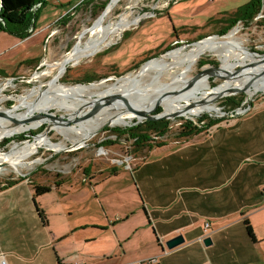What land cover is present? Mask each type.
I'll return each instance as SVG.
<instances>
[{"label":"crops","instance_id":"obj_1","mask_svg":"<svg viewBox=\"0 0 264 264\" xmlns=\"http://www.w3.org/2000/svg\"><path fill=\"white\" fill-rule=\"evenodd\" d=\"M249 1H213L193 17L170 10L179 2L165 12L174 28L199 29ZM141 160L116 176L77 171L63 182H33L50 187L36 198L46 225L31 184L2 189L0 264H264V99L208 134L152 148ZM78 180L91 191L72 193ZM53 192V203L43 206ZM177 235L184 244L168 251L166 241Z\"/></svg>","mask_w":264,"mask_h":264},{"label":"rangeland","instance_id":"obj_2","mask_svg":"<svg viewBox=\"0 0 264 264\" xmlns=\"http://www.w3.org/2000/svg\"><path fill=\"white\" fill-rule=\"evenodd\" d=\"M80 1L85 3L87 0H47L40 7L39 12L37 11L39 7H36L33 12L35 15L38 12L35 29L28 30L29 38L24 41L18 42L15 38L0 33V71L5 75H12H0L1 97L6 99L0 104V111H14L17 115L22 113L25 103L30 100L28 98L33 88L46 83L55 74H58L59 68L55 66V63L59 64L70 53L73 54V50L80 49L84 43L91 39L93 35V33L91 35V30L94 29L97 34L98 26L95 21L111 0H98L89 6L88 4H78ZM213 1L226 3L227 0H117V3L101 23V32H99L96 39L97 46L94 47L97 52L94 55H87L71 62L61 75L58 84H53L45 89L56 86L76 87L86 85L89 87L90 84L103 80H107L108 84H112L116 78L122 77L123 79L127 75H135L140 65L148 58L151 60L171 50H180L177 48H189L192 46L191 44L197 41H205L214 36L223 42L224 37L233 31H236V34L233 36L232 42L246 54L264 55V26L258 24L259 21L261 22L264 19V0H262L261 12L250 26L246 27V25L238 23L222 36L217 35L219 26L215 25L206 28H204V25L199 27L201 30L188 28L187 26L177 29L172 25L170 10L174 13L178 12L181 17L182 15L186 17L188 13L193 17L196 12L204 11L206 6L212 4ZM103 2L106 3L104 8L101 5ZM176 3L178 4L169 10L170 14H166L165 11L168 7ZM71 5H75L76 8H71ZM192 8L196 11L192 12ZM234 9L236 8H231L232 11ZM145 15H154V18L146 19ZM62 16L65 17L62 18ZM173 28L178 31L175 35H173ZM176 36L179 39L174 38ZM198 59L186 74L184 72L179 74V82L185 83L186 86H193V83L198 82V89H201V92H208L209 89L217 87L229 79L241 76L256 75L264 80V63H260L256 68H250L244 65H233V63L222 65L215 56L209 54L201 55ZM134 66H138V68L134 69ZM214 68H219V70ZM234 75L237 76L232 77ZM11 79L13 80L12 83L6 86V81ZM158 81L154 93L169 94L175 92L176 86L174 87V84L176 80L172 77H162ZM45 89H36L34 95L43 92ZM239 89H229L234 90V92L227 94L228 96L217 104L215 101L220 97L214 100L211 106L213 104L212 108L215 112L202 113L199 117L188 115L183 119L186 122L196 123L203 116H207L209 119L222 120V122L231 121L232 119L226 117L214 118V115L228 113V106L224 105L226 101L232 99L238 101L240 105L248 101L241 107L245 110L247 107L252 108L254 103L264 99V95L256 96L250 102L249 97L244 94L245 92ZM200 91L196 93L199 94ZM101 93H105V91L102 90ZM50 95L55 96L56 93ZM26 97L28 98L22 99ZM96 97L89 99L87 102L91 103ZM152 108V106L144 108L143 104L139 105L141 111L139 119L141 121H137L138 118L124 119L122 120L123 126H107L73 149H71L70 142H67L56 131H51L48 134L40 133L44 130L45 125L18 134L13 138L4 139L3 142L0 141V153L2 155L9 152V144L31 142L37 136L49 145H66L70 149L59 152L43 147L32 149L23 157L14 161L15 168L9 165L0 167V184L18 178H23L28 184L33 182L51 183V181L55 182L61 177L67 179L68 176L70 177L77 171L81 173L87 171L89 174L104 171L107 174L106 169L109 170V168L126 170V167H129L132 169L139 155L131 152V141L129 142L125 136H122L117 142V135L112 131L116 132L117 130L129 129L133 125L143 124L147 120H143L142 113L148 112ZM157 108L159 109L156 113L161 114L162 108ZM38 110L40 112L41 109L36 111ZM51 113H55L56 117H61L64 121L68 120V114L74 115V112L71 111L58 113L56 109H51ZM210 114H213V117H210ZM40 115H42V112H40ZM204 120L207 119L204 118ZM70 125H73V123H70ZM178 125L170 120V130L162 139L169 140L178 134ZM24 137L27 140L23 141ZM108 141L116 143L114 145L113 143L106 144ZM114 161L121 162V164L113 163ZM76 185L78 188L75 186L71 189L72 193L91 191V188L87 184H82L80 180ZM55 197L54 192L49 196H45L43 206L49 207Z\"/></svg>","mask_w":264,"mask_h":264},{"label":"bare ground","instance_id":"obj_3","mask_svg":"<svg viewBox=\"0 0 264 264\" xmlns=\"http://www.w3.org/2000/svg\"><path fill=\"white\" fill-rule=\"evenodd\" d=\"M115 3H117V0H111L103 10V13L96 19L95 24L98 26L97 34L94 29L91 30V35L92 33L93 35L88 43L76 51L73 50V54L70 53L58 64V74H55L52 79L46 83H42L40 86L33 88L29 98H22L23 100L27 98L30 99L29 102L25 103L22 113L17 115L14 111H0V141L10 137L13 138L18 134L20 135L26 131L29 132L43 126L44 122L49 121L48 118L51 117L49 115L54 116V114L51 113V109H56L58 113L66 111L74 112V115L68 114L69 117L67 121L56 118L57 122L67 125H70V123L75 124L77 120L86 113V118L78 123L76 128L56 130L67 142H70L72 145L71 149H73L80 143L89 140L95 133L100 132L107 126H123L122 120L124 119L130 120L138 118L137 120L141 121V119H139L141 116L139 105L141 104H143L144 108L149 106H152V109L161 107V115L166 119H172L175 116L185 114L199 117L202 113L215 112L212 108L213 104L211 106V103L221 95L233 93L234 90H229L231 88H240L245 92L247 97L257 92L264 93V80L256 75L229 79L219 84L217 87L209 89L208 92H201V89H198V82L193 83V86H186L185 83L179 82V74L182 72L186 74L194 66L198 57L204 54L215 56L222 65L233 63V65H244L250 68H256L260 63H264V56L246 54L232 42L236 31L224 37L225 40L223 42L214 36L205 41L202 40L195 43L189 48L182 47L177 48L180 50L166 52L160 57L149 60L145 65L143 64L135 75H127L123 77V79L122 77L116 78L114 80L115 82L112 84H108V81L105 80L92 83L89 87L86 85H79L76 87L56 86L54 88L45 89L53 84H57L56 81L59 80L61 75L65 72L67 65L71 62L87 55H94L97 52V49L94 47L97 46L96 39L99 32H101V23L104 21V18L107 17ZM214 69L219 70V68ZM166 76L176 80L174 84V87L176 86L175 92L169 94L163 92L159 94L154 93V88L159 83L158 79L160 80L162 77ZM235 76L237 75L232 77ZM38 88H43L45 90L34 95V91ZM102 90H104L105 93L100 94ZM197 91H200L198 92L200 95L196 93ZM1 93L2 90H0V104L5 101L4 98L1 97ZM52 93H56V95H50ZM109 95L117 96L115 98L116 100L107 99L110 97ZM95 96H97L96 98L108 97L101 104L99 103L86 111V107L89 104L87 101ZM37 109L42 110H40L42 115H40L39 110L36 111ZM34 116H40V119L33 120L32 118ZM142 116L145 119V115ZM37 137L31 142L18 144L14 142L9 144V152L5 155L0 153V167L9 165L15 168V160L20 159L24 154L38 147L52 149L55 152L70 149L66 145H49Z\"/></svg>","mask_w":264,"mask_h":264},{"label":"trees","instance_id":"obj_4","mask_svg":"<svg viewBox=\"0 0 264 264\" xmlns=\"http://www.w3.org/2000/svg\"><path fill=\"white\" fill-rule=\"evenodd\" d=\"M41 1L43 0H0V31L15 35L20 39L27 37V31L35 29L36 16L39 12L40 7L44 5L45 1H43L38 6L39 8L37 10L38 12L36 11V15L32 10L34 6ZM96 1L98 0H87L85 3L84 1H80L78 2V4H88L89 6L93 5V3H95ZM101 5L102 8H104L106 3L103 2L101 3ZM70 7H73L74 9L76 8L75 5H71ZM262 7V0H250L247 4L245 3L244 5L237 7L233 11H226L212 17L206 22L204 28L214 25L219 26L217 35L222 36L227 34L228 31L238 23H242L246 25V27L250 26L256 19L258 14L261 12ZM65 16H62V18H64ZM258 24L260 26H264V19H262L261 22L259 21ZM177 32L178 31L173 28V35L177 34ZM149 60L150 58L146 59L144 62H147ZM133 68L137 69L138 66H134ZM224 105L228 106L229 111H232L233 109L240 106L238 101H233L232 99L226 101ZM158 109L159 108L155 107L154 109L146 113V115L154 113L158 111ZM204 118L207 120H204ZM220 122H222V120L209 119L207 118V116H203V118L199 119L196 123L183 121L178 125V134L174 135V137L172 139L170 138L169 140L162 139L164 135L167 134V132L170 130V127L168 126L169 122L146 121L143 124L141 123L133 125L129 129L126 128L124 130H117L116 132L113 131V133L117 135V142L122 136H125L129 142L131 141V152L133 154H138V158L141 157V161H143L146 158V154L152 148H160L169 143L172 145H181L188 142L192 137L196 135L208 134L209 129H211L213 126H216ZM22 140H27V138L24 137V139ZM108 143H113L114 145L116 142L108 141L106 144ZM120 171L121 169L118 168H109V170H107V174L108 176H116ZM64 179L66 178L61 177L56 180L55 183L63 182ZM23 180V178H18L14 181H6L4 184H0V191L8 187H14ZM31 186L33 190V206L38 212L39 219L44 225H46L45 216L39 209L36 198L47 194L50 187L40 186V184L35 183H31ZM243 224L247 235L250 239L253 240L254 234L251 227L248 225V222H245Z\"/></svg>","mask_w":264,"mask_h":264},{"label":"water","instance_id":"obj_5","mask_svg":"<svg viewBox=\"0 0 264 264\" xmlns=\"http://www.w3.org/2000/svg\"><path fill=\"white\" fill-rule=\"evenodd\" d=\"M43 1H47V0H43ZM43 1H41L40 3H38V4H36L35 6H34V8H33V12H34V9L36 8V7H38ZM27 32H29V31H27ZM200 41H202V40H200ZM200 41H197V42H195V43H198V42H200ZM195 43H193V44H195ZM193 44H191V45H193ZM161 56V55H160ZM160 56H156V57H160ZM262 56H264V55H262ZM155 57V58H156ZM148 62V61H147ZM147 62H143L141 65H140V67L144 64H146ZM139 67V68H140ZM103 81H105V80H103ZM245 94V93H244ZM262 95H264V93H262V92H257V93H255V94H253L251 97H249V101L251 102L252 100H254V98L256 97V96H262ZM110 97H108V96H105V97H98V98H95L91 103H89L88 104V106L86 107V111H88L90 108H92V107H94L95 105H97V104H101L103 101H105L106 100V98L107 99H110V100H112V99H114V100H116L115 98L117 97V96H111V95H109ZM226 96H228L227 94H224V95H221L220 96V98L218 99V100H216L215 101V103L217 104L218 102H220L223 98H225ZM229 96H231V95H229ZM245 103H248V101H245ZM245 103H242L239 107H237V108H235V109H233L232 111H228V113H226V114H221V115H214V118H222V117H226L227 119L229 118V119H233V118H235V117H237V116H240V115H244V114H246V111H248L250 108L249 107H247V109H245L244 111H243V109L241 108V107H243L244 105H245ZM11 106H14V105H11ZM55 114V113H54ZM143 115H145V119L144 120H147V121H157V122H169L168 123V126L170 127V120L171 121H173L174 123H176V124H181L183 121H186V120H184L183 118L184 117H187L188 115H178V116H175V118H170V120H168V119H166V118H164V117H162V115L160 114V113H156V112H154V113H151V114H149V115H146V114H144V113H142ZM217 114V113H216ZM56 115V114H55ZM52 116V115H49V116H51V117H49L48 119H49V121L48 122H44L43 124L45 125V128H44V130L42 131V132H40V133H46V134H48L49 132H51V131H56L57 129H67V128H71V129H73V128H76L77 127V125H78V123H80L84 118H86V113H84L83 115H82V117L81 118H79L78 120H77V122L75 123V124H73V125H67V124H63V123H59V122H57V120H56V118L57 119H61V117H56V116ZM210 117H213V114H210L209 115ZM40 116H34L32 119L33 120H38V119H40L39 118ZM192 118V117H191ZM138 121V120H137ZM112 133H113V131H112ZM38 135V134H37ZM36 135V136H37ZM35 137V136H34ZM3 142V141H2ZM1 142V143H2ZM4 167H6V166H4ZM202 243H203V245L204 246H209L210 244H211V240H210V238L209 237H205L203 240H202ZM184 244V239H183V237H182V235H177V236H175V237H173L172 239H170V240H167L166 241V243H165V246H166V248H167V250L168 251H171V250H173V249H176L177 247H179L180 245H183Z\"/></svg>","mask_w":264,"mask_h":264},{"label":"built area","instance_id":"obj_6","mask_svg":"<svg viewBox=\"0 0 264 264\" xmlns=\"http://www.w3.org/2000/svg\"><path fill=\"white\" fill-rule=\"evenodd\" d=\"M146 19H151V17L152 18H154V15H148V16H144ZM12 79L11 80H8V81H6V86H8L10 83H12ZM244 111V110H243ZM246 113H247V111H246ZM101 152V151H100ZM113 163H117V164H121V162H118V161H114ZM127 168V170H130V168L129 167H126ZM208 227H209V224L208 223H205L204 224V232H206V230L208 229ZM203 238H204V236L203 237H201L200 238V241H202L203 240ZM157 263V261L156 260H154V259H149V260H146L145 262H143V263H141V264H156ZM2 264H3V262H2ZM75 264H82L81 262H77V263H75Z\"/></svg>","mask_w":264,"mask_h":264},{"label":"flooded vegetation","instance_id":"obj_7","mask_svg":"<svg viewBox=\"0 0 264 264\" xmlns=\"http://www.w3.org/2000/svg\"><path fill=\"white\" fill-rule=\"evenodd\" d=\"M88 41H89V40H88ZM88 41H87L86 43H88ZM86 43H84V44H83V46H85V44H86ZM83 46H81V47H83ZM63 60H64V59H63ZM61 61H62V60H61ZM59 64H60V63H59ZM53 66H54V65H53ZM55 66H57V67H58V64H57V63H55ZM67 67H68V65H67ZM67 67H66V69H67ZM65 71H66V70H65ZM60 79H61V77L59 78V80H60ZM59 80H58V81H59ZM58 81H56V82H57V84H58ZM4 100L6 101V99H4ZM3 102H4V101H3ZM3 102H2V103H3Z\"/></svg>","mask_w":264,"mask_h":264}]
</instances>
